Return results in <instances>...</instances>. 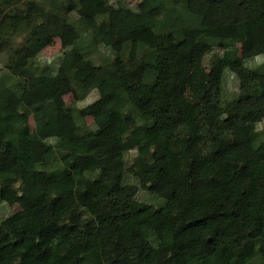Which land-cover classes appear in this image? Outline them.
Here are the masks:
<instances>
[{"label":"trees","instance_id":"16d2710c","mask_svg":"<svg viewBox=\"0 0 264 264\" xmlns=\"http://www.w3.org/2000/svg\"><path fill=\"white\" fill-rule=\"evenodd\" d=\"M7 49L0 200L21 209L0 222V264H264V70L246 65L264 58V0H0Z\"/></svg>","mask_w":264,"mask_h":264},{"label":"rangeland","instance_id":"374dc122","mask_svg":"<svg viewBox=\"0 0 264 264\" xmlns=\"http://www.w3.org/2000/svg\"><path fill=\"white\" fill-rule=\"evenodd\" d=\"M111 4L118 7V6H127L129 8H137L139 0H110ZM25 42L24 35H18L14 41V48L21 47ZM9 50H4L0 53V75H4L6 71L5 64L7 62ZM109 51L100 48L98 51L95 52V58H103L106 55H109ZM211 55H206L203 58V65L209 70V61L211 59ZM63 59V50H62V43L59 38H55L53 43L45 48L43 52L37 58V64L40 69L45 70L49 73H56L59 66L62 63ZM246 65L251 68H261L264 70V58L262 56H255L253 59H250L246 62ZM239 92V80L237 76L228 71L225 75L224 81L222 83V97L226 100L232 99L237 93ZM96 98H98L97 92H92L86 99L83 101H75L74 97L70 94L65 96V101L67 104L76 107H85L91 104ZM86 121L89 126L94 127V121L91 116L86 117ZM31 126L32 130H34V122L31 119ZM138 155L136 150H130L125 155L126 167L127 169L130 168L133 163L134 159ZM124 184H133L138 187L137 199L142 202L151 203L155 206H160L161 199L157 198L154 194H152L148 189H145L140 186V182L137 177L130 171H126L123 178ZM21 209L19 204H12L9 205L4 201L0 200V222L12 215L13 213L19 211Z\"/></svg>","mask_w":264,"mask_h":264}]
</instances>
